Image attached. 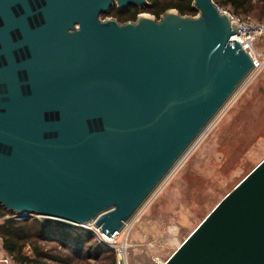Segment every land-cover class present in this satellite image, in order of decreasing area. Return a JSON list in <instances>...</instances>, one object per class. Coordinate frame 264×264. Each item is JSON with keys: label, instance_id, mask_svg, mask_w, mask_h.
<instances>
[{"label": "water", "instance_id": "1", "mask_svg": "<svg viewBox=\"0 0 264 264\" xmlns=\"http://www.w3.org/2000/svg\"><path fill=\"white\" fill-rule=\"evenodd\" d=\"M0 0V206L113 235L253 67L214 0ZM91 229V228H90ZM161 264H264V156Z\"/></svg>", "mask_w": 264, "mask_h": 264}, {"label": "rangeland", "instance_id": "2", "mask_svg": "<svg viewBox=\"0 0 264 264\" xmlns=\"http://www.w3.org/2000/svg\"><path fill=\"white\" fill-rule=\"evenodd\" d=\"M114 8L116 4L102 12L101 17H114ZM136 9L140 10L138 13L151 14L146 6ZM255 48L264 54V37L258 39ZM251 77L128 226L110 241L102 239L94 227L80 226L91 228L96 242L114 247V264L123 241L127 242V264H161L212 206L264 156V64ZM4 257L8 263L17 264L6 255L0 241V258ZM85 262L100 264L103 260L101 256L89 257Z\"/></svg>", "mask_w": 264, "mask_h": 264}, {"label": "trees", "instance_id": "3", "mask_svg": "<svg viewBox=\"0 0 264 264\" xmlns=\"http://www.w3.org/2000/svg\"><path fill=\"white\" fill-rule=\"evenodd\" d=\"M146 11L158 17L168 8L181 14H194L192 0H148ZM222 9L240 19L254 17L264 21V0H214ZM140 11V10H139ZM134 5L114 8L111 15L119 21L134 19L139 12ZM7 210L0 206V241L6 255L17 264H88L87 258L101 256L100 264H114V247L93 239L90 229L74 228L37 217L17 220L2 217ZM93 240V241H92Z\"/></svg>", "mask_w": 264, "mask_h": 264}, {"label": "built area", "instance_id": "4", "mask_svg": "<svg viewBox=\"0 0 264 264\" xmlns=\"http://www.w3.org/2000/svg\"><path fill=\"white\" fill-rule=\"evenodd\" d=\"M231 19L235 20L238 24V33L234 32L229 36V39L234 38L238 41L242 49H244L250 56L253 67L250 72V76L264 64V54L260 53L255 48V43L260 37H264V21H254L250 18L240 19L237 16L230 14ZM4 217H13L17 220H23L26 218L25 214H18L15 212H7L3 215ZM89 226V225H88ZM120 252V253H119ZM3 263L0 264H10L8 263V258H0ZM116 264H127L124 246L117 248V259Z\"/></svg>", "mask_w": 264, "mask_h": 264}, {"label": "bare ground", "instance_id": "5", "mask_svg": "<svg viewBox=\"0 0 264 264\" xmlns=\"http://www.w3.org/2000/svg\"><path fill=\"white\" fill-rule=\"evenodd\" d=\"M251 78H252V77L249 75V76H248V77L242 82V84L239 86V88H238L237 91L234 93V95H233V96L230 98V100L224 105V107L222 108V110H220V112L218 113V115L216 116V118L214 119V121H215V120L217 119V117L221 114V112H223V111H224V110L230 105V103L233 101V99H235V97H237V95H238V94L241 92V90H242V89L248 84V82L250 81ZM214 121H212L211 124H212ZM211 124H210V125H211ZM210 125L207 127V129L210 127ZM207 129H206V131H207ZM206 131H205V132H206ZM205 132H204V133H205ZM204 133H203V134H204ZM203 134H202V135H203ZM202 137H203V136H202ZM202 137H200V138H202ZM199 140H200V139H198V141H199ZM198 141L196 142V144L198 143ZM196 144H195V145H196ZM195 145H194V146H195ZM194 146H193L192 148H194ZM192 148H191V149H192ZM191 149H190V150H191ZM189 152H190V151H189ZM189 152H188V153H189ZM188 153H187V154H188ZM187 154H186V156H187ZM186 156L184 157V159L186 158ZM184 159H183V160H184ZM183 160H182V161H183ZM182 161H181V162H182ZM173 172H174V171H173ZM173 172H172V173H173ZM172 173H171V174H172ZM169 177H170V176H168L167 179H168ZM167 179H166V180H167ZM166 180H165V181H166ZM165 181H164V182H165ZM164 182H163V184H164ZM161 187H162V184L160 185L159 189H160ZM159 189H158V190H159ZM158 190H157V191H158ZM157 191H156L154 194H156ZM154 194L151 196L150 199H152V197L154 196ZM150 199H149L147 202H145V203H144V204L138 209L137 213H136V214H135V215H134V216H133V217H132L127 223H126V226H128V224H129V223H130V222H131V221L137 216L138 212H139L140 210H142V209L147 205V203L150 201ZM89 226H90L91 228L93 227L92 225H89ZM94 230L98 231L95 227H94ZM119 232H120V230L117 231V232H115V233H114L113 235H111V236H109V235H105V234H103V233H100V236H101L102 239H104L105 241H110V240H111L113 237H115ZM120 245H121V248H122V246H126V241H123ZM119 253H120V252H119Z\"/></svg>", "mask_w": 264, "mask_h": 264}, {"label": "flooded vegetation", "instance_id": "6", "mask_svg": "<svg viewBox=\"0 0 264 264\" xmlns=\"http://www.w3.org/2000/svg\"><path fill=\"white\" fill-rule=\"evenodd\" d=\"M127 7H128V5H127V6H125V7H122V8H118V7H117V8H118V9H125V8H127ZM137 14H138V13H137Z\"/></svg>", "mask_w": 264, "mask_h": 264}, {"label": "crops", "instance_id": "7", "mask_svg": "<svg viewBox=\"0 0 264 264\" xmlns=\"http://www.w3.org/2000/svg\"><path fill=\"white\" fill-rule=\"evenodd\" d=\"M126 244H127V242H126Z\"/></svg>", "mask_w": 264, "mask_h": 264}]
</instances>
